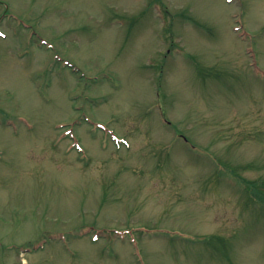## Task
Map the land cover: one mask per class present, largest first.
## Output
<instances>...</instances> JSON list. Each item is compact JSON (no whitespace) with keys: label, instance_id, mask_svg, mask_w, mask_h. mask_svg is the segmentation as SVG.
<instances>
[{"label":"rangeland","instance_id":"obj_1","mask_svg":"<svg viewBox=\"0 0 264 264\" xmlns=\"http://www.w3.org/2000/svg\"><path fill=\"white\" fill-rule=\"evenodd\" d=\"M254 182L264 0H0V264H264Z\"/></svg>","mask_w":264,"mask_h":264}]
</instances>
